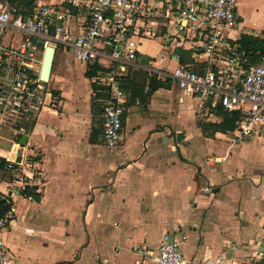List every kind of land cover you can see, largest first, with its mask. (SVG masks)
<instances>
[{
    "label": "crops",
    "instance_id": "crops-1",
    "mask_svg": "<svg viewBox=\"0 0 264 264\" xmlns=\"http://www.w3.org/2000/svg\"><path fill=\"white\" fill-rule=\"evenodd\" d=\"M235 11L236 42L242 34L264 38V0H237ZM146 40L167 52L159 39ZM179 51L181 63L194 62L191 50ZM150 58L155 65L164 56ZM73 60L55 48L49 104L18 131L0 128V207L13 210L4 230L13 264H153L142 250L154 251L161 233L175 229L187 235L185 264L208 254L220 264H264L253 256L264 237V137L232 141L228 131L202 130L199 123L221 118L198 113L169 77L147 71L170 82L143 100L124 89L121 139L106 147L87 64L76 60L81 88ZM141 71L124 68L120 79ZM26 186L38 200L24 195Z\"/></svg>",
    "mask_w": 264,
    "mask_h": 264
},
{
    "label": "built area",
    "instance_id": "built-area-1",
    "mask_svg": "<svg viewBox=\"0 0 264 264\" xmlns=\"http://www.w3.org/2000/svg\"><path fill=\"white\" fill-rule=\"evenodd\" d=\"M236 2L0 0V128L18 131L27 117L49 104V89L39 79L38 69L44 48L57 45L71 51L76 60L97 67L90 80L100 93L97 102L106 147L121 139L124 68L169 77L180 100L191 99L200 114L210 115L215 105L236 110L235 126L228 131L232 141L247 135L264 137V55L251 61L236 42ZM146 39H159L173 65L145 61L139 46ZM181 49L192 51L193 63L180 62ZM12 218V209L0 216V264H13L4 244V230ZM186 238L178 229L165 230L154 251H142L151 255L153 264H185L181 246ZM253 256L264 260V237ZM221 261V256L208 254L200 263Z\"/></svg>",
    "mask_w": 264,
    "mask_h": 264
},
{
    "label": "trees",
    "instance_id": "trees-1",
    "mask_svg": "<svg viewBox=\"0 0 264 264\" xmlns=\"http://www.w3.org/2000/svg\"><path fill=\"white\" fill-rule=\"evenodd\" d=\"M237 43L239 44L241 49H244L249 53L248 58L251 61L259 60L262 55H264V38H258L255 36H251L248 34H242L238 40ZM183 61V59L181 60ZM96 65L93 64H87V68L84 72V75L86 77H92L96 72ZM140 71V70H139ZM147 71H141V72H134L132 75L130 74L127 76L123 81L120 79V85L123 89H125L130 98L134 97H140L142 100L144 97H148L149 94L152 93L153 90L156 88L164 85L165 83H169L170 79L165 78L164 80L156 79L155 75H150L147 78ZM142 80V81H140ZM147 81V89L146 91L143 90V86ZM140 81V82H139ZM96 85L92 84L93 89V97L91 101L92 108L94 110H97L98 113L101 112V109L99 107V104L96 103L94 100L100 96V93L96 92ZM214 113L221 118L218 122H202L199 123L202 130H207L209 132H227L229 130H232L235 126V121L237 119V111L236 110H226L223 109L219 105H215L213 107ZM124 118V117H123ZM31 120V117H27L24 122L22 123V127H26L29 125V121ZM99 135V128L91 127L90 135H89V141L90 142H97V136ZM1 160V158H0ZM3 160V159H2ZM23 193L26 197H30L34 200H38L40 195L35 191L34 186H26L23 190ZM0 204H2V201H0ZM9 208V204L3 205V207H0V216L3 215V213Z\"/></svg>",
    "mask_w": 264,
    "mask_h": 264
},
{
    "label": "rangeland",
    "instance_id": "rangeland-1",
    "mask_svg": "<svg viewBox=\"0 0 264 264\" xmlns=\"http://www.w3.org/2000/svg\"><path fill=\"white\" fill-rule=\"evenodd\" d=\"M7 36L4 38V41H8ZM15 37L19 38L18 35H15ZM55 48L58 51L60 47L55 45ZM139 50L142 52V57L145 58L144 59L145 61H148V60L153 61V59L150 58V55L153 54V56H155L156 59H158L160 56H164L163 63L168 62L169 66L173 65V62L167 61L166 56L168 53L165 52L164 50H160L156 40H143L139 46ZM40 55H41V52L39 50L38 56L40 57ZM73 61H74L73 63V73H74L73 82L77 83L82 88L85 85V80L82 78V74H81L83 66H82V63L76 60H73ZM51 85L53 86V83H51ZM185 103H189V100H186Z\"/></svg>",
    "mask_w": 264,
    "mask_h": 264
},
{
    "label": "water",
    "instance_id": "water-1",
    "mask_svg": "<svg viewBox=\"0 0 264 264\" xmlns=\"http://www.w3.org/2000/svg\"><path fill=\"white\" fill-rule=\"evenodd\" d=\"M54 51L55 48L53 46L47 45L44 48L42 59L40 62V69H39V79L46 82L48 80L49 74H50V69L52 65V60L54 56ZM25 138V136L23 137ZM23 140L20 141L22 143ZM19 143H16L13 147V153L17 152Z\"/></svg>",
    "mask_w": 264,
    "mask_h": 264
}]
</instances>
